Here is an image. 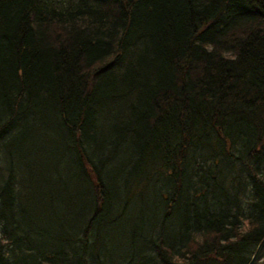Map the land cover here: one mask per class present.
I'll return each mask as SVG.
<instances>
[{
    "label": "trees",
    "instance_id": "trees-1",
    "mask_svg": "<svg viewBox=\"0 0 264 264\" xmlns=\"http://www.w3.org/2000/svg\"><path fill=\"white\" fill-rule=\"evenodd\" d=\"M263 235L264 0H0V264H245Z\"/></svg>",
    "mask_w": 264,
    "mask_h": 264
},
{
    "label": "water",
    "instance_id": "water-1",
    "mask_svg": "<svg viewBox=\"0 0 264 264\" xmlns=\"http://www.w3.org/2000/svg\"><path fill=\"white\" fill-rule=\"evenodd\" d=\"M245 264H264V235L256 243L253 252Z\"/></svg>",
    "mask_w": 264,
    "mask_h": 264
},
{
    "label": "rangeland",
    "instance_id": "rangeland-1",
    "mask_svg": "<svg viewBox=\"0 0 264 264\" xmlns=\"http://www.w3.org/2000/svg\"><path fill=\"white\" fill-rule=\"evenodd\" d=\"M237 165L238 164H233L231 167H228V169H231V172L234 173V169H236Z\"/></svg>",
    "mask_w": 264,
    "mask_h": 264
},
{
    "label": "bare ground",
    "instance_id": "bare-ground-1",
    "mask_svg": "<svg viewBox=\"0 0 264 264\" xmlns=\"http://www.w3.org/2000/svg\"><path fill=\"white\" fill-rule=\"evenodd\" d=\"M141 250V249H140ZM143 250V249H142ZM136 251V250H135ZM136 253V252H135ZM135 255H137V254H135Z\"/></svg>",
    "mask_w": 264,
    "mask_h": 264
}]
</instances>
